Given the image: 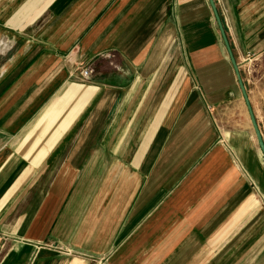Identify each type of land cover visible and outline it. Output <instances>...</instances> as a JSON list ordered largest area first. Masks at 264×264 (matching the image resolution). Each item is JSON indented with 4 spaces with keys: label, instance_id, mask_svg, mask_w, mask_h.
<instances>
[{
    "label": "crops",
    "instance_id": "crops-1",
    "mask_svg": "<svg viewBox=\"0 0 264 264\" xmlns=\"http://www.w3.org/2000/svg\"><path fill=\"white\" fill-rule=\"evenodd\" d=\"M213 1L240 74L262 67L264 0ZM235 97L207 0H0V264H264L218 139Z\"/></svg>",
    "mask_w": 264,
    "mask_h": 264
},
{
    "label": "rangeland",
    "instance_id": "rangeland-1",
    "mask_svg": "<svg viewBox=\"0 0 264 264\" xmlns=\"http://www.w3.org/2000/svg\"><path fill=\"white\" fill-rule=\"evenodd\" d=\"M248 67L244 72L241 71L244 84L247 87L257 88L263 82L264 65L259 67L254 65L253 57H246ZM250 59V60H249ZM229 103L219 109L218 114V139L224 143L226 154L234 160L239 168V173L244 180V188L241 190V199L247 203H257L260 217H264V164L260 158L259 150L253 138L251 129L244 120V110L242 99L235 97L229 99ZM264 124V119L261 120ZM115 163H107V171ZM123 165L129 167V162ZM107 185H111V179L107 180ZM261 207V208H260ZM257 213V212H256ZM263 213V214H262ZM257 256V253L254 254ZM263 259H261V263ZM252 264H258L255 260Z\"/></svg>",
    "mask_w": 264,
    "mask_h": 264
},
{
    "label": "water",
    "instance_id": "water-1",
    "mask_svg": "<svg viewBox=\"0 0 264 264\" xmlns=\"http://www.w3.org/2000/svg\"><path fill=\"white\" fill-rule=\"evenodd\" d=\"M207 1H208V5H209V7L211 9L214 21L216 23V26H217V29H218L222 44H223V46H224V48L226 50V53H227V56H228V59H229V63L231 65V67H232V71H233V74H234V77H235V80H236V84L238 86V89H239V92L241 94V97H242V99L244 101V105L246 107L247 114H248V117H249V122H250V125H251V128H252V131L254 133L256 144L258 146V149L260 151L261 158H262V161H263V164H264V141L262 139L261 132H260V130L258 128V125L256 123V120H255V117H254V114H253V111H252V108H251L250 103H249L248 96H247V93H246V89H245L243 80L241 78L239 66H238V64L236 63V61H235V59L233 57V54H232V51L230 49V46H229L225 31H224V28H223V25H222V22H221V19H220V16H219V14L217 12L215 3H214L213 0H207Z\"/></svg>",
    "mask_w": 264,
    "mask_h": 264
},
{
    "label": "built area",
    "instance_id": "built-area-1",
    "mask_svg": "<svg viewBox=\"0 0 264 264\" xmlns=\"http://www.w3.org/2000/svg\"><path fill=\"white\" fill-rule=\"evenodd\" d=\"M79 73L82 79L88 80L92 74V68L89 65L83 67L81 66Z\"/></svg>",
    "mask_w": 264,
    "mask_h": 264
}]
</instances>
